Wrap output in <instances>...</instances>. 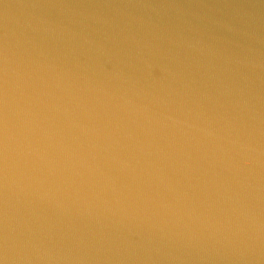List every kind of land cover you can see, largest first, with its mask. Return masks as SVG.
<instances>
[{
	"label": "water",
	"instance_id": "1",
	"mask_svg": "<svg viewBox=\"0 0 264 264\" xmlns=\"http://www.w3.org/2000/svg\"><path fill=\"white\" fill-rule=\"evenodd\" d=\"M0 264H264V0H0Z\"/></svg>",
	"mask_w": 264,
	"mask_h": 264
}]
</instances>
